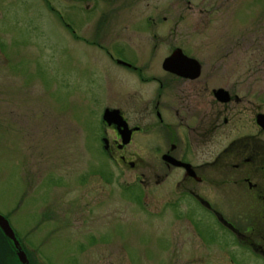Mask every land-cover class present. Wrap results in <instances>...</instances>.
Here are the masks:
<instances>
[{"label":"rangeland","instance_id":"374dc122","mask_svg":"<svg viewBox=\"0 0 264 264\" xmlns=\"http://www.w3.org/2000/svg\"><path fill=\"white\" fill-rule=\"evenodd\" d=\"M113 6L132 15L118 24L119 35L126 38L123 27L138 17L164 16L163 32L197 38L199 49L188 48L218 65L215 86L240 80V91L259 89L264 102V0ZM88 15L79 0H0V215L17 242L40 264H264L195 207L175 216L183 204L170 202L173 187L146 192L105 155L97 140L100 109L127 99L132 75L74 39L86 34ZM113 46L114 54L133 56Z\"/></svg>","mask_w":264,"mask_h":264},{"label":"flooded vegetation","instance_id":"af4514ba","mask_svg":"<svg viewBox=\"0 0 264 264\" xmlns=\"http://www.w3.org/2000/svg\"><path fill=\"white\" fill-rule=\"evenodd\" d=\"M98 1L79 0L89 13L84 24L90 26L83 36H72L106 53L118 70L132 75L127 99L100 109L99 146L111 162L127 167L134 184L144 186L146 192L160 184L173 187L176 197L170 202L183 204L175 216L182 211L186 216L195 207L197 213L210 217L211 228L264 261L262 92L240 91V80L215 86L218 65L206 63L188 48L199 49L193 43L197 38L181 40L173 32H163L164 16L138 17L123 27L130 30L126 38L119 35L118 24L133 21L130 11L119 13L115 0H106L105 7ZM125 13L127 17H122ZM178 19L170 21L174 24L170 27L177 26ZM112 43L133 51V56L114 54ZM123 77L122 73L116 79ZM104 110H116L115 117L104 119ZM123 133L128 135L126 141ZM192 232L199 236L193 227ZM10 245L14 257L7 264H22L17 247ZM25 248L19 249L26 264H40Z\"/></svg>","mask_w":264,"mask_h":264},{"label":"water","instance_id":"95a60500","mask_svg":"<svg viewBox=\"0 0 264 264\" xmlns=\"http://www.w3.org/2000/svg\"><path fill=\"white\" fill-rule=\"evenodd\" d=\"M114 112H116V110H114ZM114 112L111 110H104L103 111V118L110 121L113 119V117H115ZM264 118V116H263ZM107 121V122H108ZM123 140L126 141L127 140V133H123ZM122 140V141H123ZM0 230L2 231V233L7 237V239L13 244V246L17 247V251H16V256L18 257V260L20 261V263L22 264H26L27 262V257H25L24 252H22L19 248L20 246H18L16 237L13 235L12 230L10 229V226H8L5 218L3 215H0Z\"/></svg>","mask_w":264,"mask_h":264},{"label":"trees","instance_id":"16d2710c","mask_svg":"<svg viewBox=\"0 0 264 264\" xmlns=\"http://www.w3.org/2000/svg\"><path fill=\"white\" fill-rule=\"evenodd\" d=\"M13 247L10 245V241L0 231V264H7L9 258L13 259Z\"/></svg>","mask_w":264,"mask_h":264},{"label":"bare ground","instance_id":"6f19581e","mask_svg":"<svg viewBox=\"0 0 264 264\" xmlns=\"http://www.w3.org/2000/svg\"><path fill=\"white\" fill-rule=\"evenodd\" d=\"M179 71H181V70H179Z\"/></svg>","mask_w":264,"mask_h":264}]
</instances>
